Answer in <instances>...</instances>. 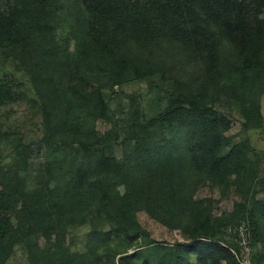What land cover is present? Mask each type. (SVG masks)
<instances>
[{
	"label": "rangeland",
	"instance_id": "374dc122",
	"mask_svg": "<svg viewBox=\"0 0 264 264\" xmlns=\"http://www.w3.org/2000/svg\"><path fill=\"white\" fill-rule=\"evenodd\" d=\"M73 11L61 13L53 40H37L34 52L0 49V85L9 94L0 103V189L11 196L3 214L18 240L0 264H118L128 254L134 256L126 264H217L184 247L203 228L234 264H242L241 255L264 264V64L244 74L223 38L216 72L179 35L129 39L108 60L147 62L151 73L107 85L91 56L76 71L74 36L84 16ZM236 78L241 89L232 88ZM99 95L105 118L88 115ZM181 96L229 120L218 154L237 146L240 165L228 176L195 163L202 156L196 132L184 116L170 115ZM100 153L122 164L117 189L129 194L140 228L124 231L118 217L110 224L95 218L89 203L72 196L74 170Z\"/></svg>",
	"mask_w": 264,
	"mask_h": 264
},
{
	"label": "trees",
	"instance_id": "16d2710c",
	"mask_svg": "<svg viewBox=\"0 0 264 264\" xmlns=\"http://www.w3.org/2000/svg\"><path fill=\"white\" fill-rule=\"evenodd\" d=\"M70 10H74L76 16H84L82 22H77L74 36L78 45L76 71H82L81 59L91 56L99 70L110 78L107 85L151 73L147 62L137 64L122 60L111 64L108 60L116 58L129 39L155 41L179 35L203 51L208 70L216 72L220 67L219 39L223 38L239 57L237 69L252 75L263 68L264 0H0V49L21 47L26 52H34L37 40H53L54 25L61 13ZM243 86L237 78L232 82L236 90ZM8 98L7 90L0 85V103ZM172 104L170 115L184 116L196 132L195 150L202 155L197 156L196 164L211 175L224 177L240 165L237 146L223 156L218 154L228 143L223 133L230 128L223 113L185 96ZM105 108L103 97L99 95L90 103L88 115L105 118ZM122 177L123 167L119 160L100 153L91 164L83 163L74 170L71 194L79 202L89 203L95 218L114 222L118 217L116 224L127 231L140 226L131 216L129 194H121L117 189ZM10 199L7 190L0 189V260L11 253L18 241L10 233L11 225L3 214L10 209ZM244 212L255 227L252 214ZM202 230L201 237L193 238L184 247L209 256L217 264L220 259L234 264L231 253L210 241V234ZM133 256H122L118 264H126Z\"/></svg>",
	"mask_w": 264,
	"mask_h": 264
},
{
	"label": "built area",
	"instance_id": "2783aa9c",
	"mask_svg": "<svg viewBox=\"0 0 264 264\" xmlns=\"http://www.w3.org/2000/svg\"><path fill=\"white\" fill-rule=\"evenodd\" d=\"M242 264H251L247 259L246 255H241V260L238 259Z\"/></svg>",
	"mask_w": 264,
	"mask_h": 264
}]
</instances>
